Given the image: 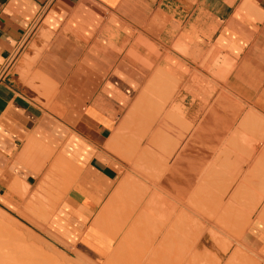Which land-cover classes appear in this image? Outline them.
<instances>
[{
    "label": "crops",
    "instance_id": "0c3cea01",
    "mask_svg": "<svg viewBox=\"0 0 264 264\" xmlns=\"http://www.w3.org/2000/svg\"><path fill=\"white\" fill-rule=\"evenodd\" d=\"M129 115L224 116V191L235 162L255 169L245 156L264 150V0H0V211L31 199L35 145L58 142L76 177L53 227L103 259L86 232L114 193L120 169L106 147ZM167 128L182 135L167 152L206 150Z\"/></svg>",
    "mask_w": 264,
    "mask_h": 264
},
{
    "label": "bare ground",
    "instance_id": "6f19581e",
    "mask_svg": "<svg viewBox=\"0 0 264 264\" xmlns=\"http://www.w3.org/2000/svg\"><path fill=\"white\" fill-rule=\"evenodd\" d=\"M138 101L135 102L137 103L136 106L139 103ZM133 108H135V105L134 107H132V109ZM133 119L131 120L130 118L131 124L133 123L132 121H134ZM162 119L163 117L159 120ZM167 119L168 118H166V120ZM135 121L136 127L138 128L139 126L142 127V125L146 123V120H142V118H136ZM160 122L161 121L158 122L156 128L150 125L151 127L148 133L144 134L143 140L145 137H148L147 141L149 139L151 142L165 140L163 143H167V138L172 135V131L169 130L167 126L163 124V122L162 124ZM120 124L122 125V123H119V125ZM121 129L122 127L119 129V134L125 133ZM134 129H136L135 126L133 130ZM126 136H128L129 139L131 138L130 140H134L136 143L138 142L136 141L135 137L128 134ZM128 138L126 140L130 142ZM222 142L223 141H221V146L223 144ZM126 144H128V142H126ZM150 144L151 143L146 142V144L143 146L142 142H138L137 145L133 147L132 150L137 154L139 153L138 157L137 155H135V153H133L137 157V165L138 163L140 164V166H137L135 168L133 166L134 169L137 168V170H134L135 172H137L138 169L140 170V172L138 171L139 178H136L137 181H135V183L132 182V187H130V185L128 186V190H126L125 188L126 195L123 193L122 195L124 196H122L121 194H117V192H114L115 194L113 193V195L112 193H110L111 196H115L117 194L120 197H117L115 199V197L117 196L116 195L115 197H112L110 201L108 199L109 202L107 201L108 204H106L105 207L108 209V206H117L118 204L119 206L121 204H123L122 206H124V209H121L122 207L118 208L117 206L119 211L117 210V208L116 210L118 211V213H116L117 211L114 210L115 207H112L114 208L113 210L112 208H109L112 210V212H114L113 214L115 216L118 215V218L122 216L123 219H125L122 223L120 222L119 230H117L118 225H114L115 232L112 235L111 241L112 244L115 243V241L118 244V247H113L114 249H116L114 250L113 254L114 264H119L122 262H127L128 264H139L142 262L139 260H141V256L146 253L144 252V250L146 251V249H148L149 255L147 259L148 262L145 264H264V256H261V254L256 250L255 240L253 239L255 233L252 231L254 229H260V231H262L261 233L264 234V227L259 226L261 224L262 226H264V194L258 196L251 195L250 193V190L253 186L264 187V150H253V152L245 156V158L247 157L249 158V160L255 158L254 160H252L254 161L253 165L255 169L252 168V164L250 163L251 168L248 171H244L243 166L247 165L245 160L242 159L241 161L243 162L239 163L235 162L237 167V177L235 176V179H233L232 182L227 185L225 191L221 195H218L216 194V191L222 190V187H220L219 189L218 183H214L211 178L215 176L214 174L216 169L219 168V166L224 162V153L221 151V149L219 150V147L213 148L215 142H209L206 150L204 149L205 151H203L202 149L189 148L187 150H183L179 155L174 151L164 152L155 150L153 146H150ZM128 146L129 145H127V147ZM127 147L123 149V145L122 149L127 152ZM116 149H118V146H116ZM111 150H113V147ZM218 150L221 151V153L219 152L220 154L215 155L216 153H218ZM155 153L157 155L153 156V154ZM125 159L127 160V158ZM130 159V163L125 160V162H128L126 163V165L130 166L131 163L136 160L135 157V160H133L132 158ZM227 159L229 160V158ZM200 161H207L209 163L202 165L199 164ZM244 162L246 163L245 165ZM240 163L243 164L240 165ZM42 165L43 163L41 164V166ZM69 173H74L73 176H75L74 171H69ZM127 174H129V172ZM188 177H190L191 179H188ZM238 178L241 179L243 185H238ZM73 180L74 177L72 178V181ZM123 180L125 181L126 178ZM125 182L124 184L126 186L128 181L126 183ZM128 184L130 183L128 182ZM51 185L53 186V184ZM118 187L115 186L116 190ZM119 192H121V190ZM63 193L64 192H62V194ZM118 198L120 199V201L122 200L121 204L120 202H118L117 204L116 200ZM113 199H115V204L111 202ZM100 209L103 210V208ZM102 210L101 213L104 212ZM26 212L27 211L25 210L24 213ZM220 212H224V222L223 220H221V222L223 223L220 222L219 217H215L216 214H219ZM30 213L27 216L31 217L32 215H30ZM104 213L107 215V211H105ZM99 215L102 218L103 215L101 216L100 212L98 216ZM27 218L28 217H26V219ZM115 218H117V216ZM96 220L98 221L100 219L98 218ZM97 224L99 225V221ZM97 224H91V227L87 230L85 238L86 241L91 243H94L96 241L95 237L96 228L98 227ZM40 227L41 224L40 226L38 225V228ZM42 229H45V227ZM196 230H198V234L195 236L192 235V233ZM26 231L29 232V230ZM40 231L43 230L40 229ZM204 235H209L214 243H223L222 240L225 244L227 243L226 246L224 245L223 250L224 255L230 253V257L228 256V260L225 259L226 261L224 260V262L219 259L212 261L206 251L201 252L198 249V243ZM230 238H232V241H235V243H228L230 242ZM61 242L62 241H60V243ZM32 245L31 248H35V244L33 246ZM144 247L145 249H143L140 255V249ZM137 248L138 252L136 251ZM129 249H131V251ZM132 250L135 252L133 253ZM91 255L95 257V254ZM113 255L111 256V259H113ZM134 255H136V257ZM138 255L140 257H138ZM79 258L82 259L81 256H79ZM116 260H118V262ZM142 260L145 259L142 258ZM85 262H87V260Z\"/></svg>",
    "mask_w": 264,
    "mask_h": 264
},
{
    "label": "rangeland",
    "instance_id": "374dc122",
    "mask_svg": "<svg viewBox=\"0 0 264 264\" xmlns=\"http://www.w3.org/2000/svg\"><path fill=\"white\" fill-rule=\"evenodd\" d=\"M25 60H27V58H24V61ZM24 61H21V62H24ZM33 91L35 93H38V96L42 99L49 100V101L52 99V97L50 95H49V97H46L44 95L43 90H41L40 88H34ZM162 117H163V119L159 120ZM182 117L183 116H124V118L121 121L122 125L120 124V126H118V128L116 129V131L114 133V136L107 143L108 146L106 147V149L109 151L108 152L109 155L113 159L116 160V162L119 165V169H120V175H119V178L117 180L116 186L117 187L121 186V187H118L117 190L115 188V191H114L115 193L117 192V194H119V195L120 194L122 195L124 193L126 195L125 192H126V190H128V188H129L128 186L130 185V187H132V184L135 183V181H137L136 178L137 179L139 178L138 175H139L140 170L138 169V171H139V172L137 171L138 173L134 171V170H137V168L134 169L135 167L140 166L139 163L137 165L138 161L136 159L139 156V153L137 154L132 150L133 147H135L138 142H140V143L142 142L143 146L146 144V142L151 143L150 146H153L155 150H160V151L165 152L167 150L168 151L172 150L173 142H176V141L182 139V135H178L177 137H169L167 147L163 143V141L151 142L150 139L147 141L148 137H145L143 140L144 134L148 133L151 126L156 128L158 122L161 121L160 123L162 124V122L165 121L166 118H168L167 119L168 121L166 120L165 122H163V124L172 130H176L177 132H181L182 134H187L185 138H186V140H190L191 145L197 147V146H201V145H204V144L212 141V142H215V145H213V148L219 147V150L221 149V151L224 153V140H222V139H224V136H219V134H222V133L224 134V116H198V119L196 121H184ZM130 118H131V120L134 118L133 119L134 121H132L133 122L132 124H131ZM136 118H142V120L145 119L146 123L143 124L142 127L139 126V128H138V127H136V124H135ZM133 125L136 128V129H134L135 131L133 130V128H134ZM121 127H122L121 130L125 133L121 132L122 134H119L120 133L119 129ZM131 127H132V129H131ZM127 134L135 137L136 141H138V142L136 143L134 140H130L131 138L129 139L128 136H126ZM122 137H123V139H122ZM113 138H115V139H113ZM127 138H128V140H130L131 143L126 140ZM140 138H142V139H140ZM120 140L121 141L123 140V141L121 142ZM124 140H126V141H124ZM116 141H117V143H116ZM221 141H223L222 146H221ZM126 142H128V144H126ZM216 142H217V144H216ZM58 145H59V143L58 142L55 143L54 141H53V143L48 141L47 144H40L38 142L35 145V152L33 154L34 166H35L34 167V170H35L34 173L36 172L38 174L35 173L34 175L37 177V179H39V184H40L39 186L40 187L37 189V191H36V193H34V195L33 194L31 195L32 196L31 199L27 198L26 200H24V202L22 203L20 208L15 209L13 212H7V213L0 211V264H114V261H113L114 255L113 254H114V250H116L114 248H115V246L118 247V244L116 243V241L113 244L111 241L112 235L115 232L114 231L115 230L114 225L115 224H116V226L118 225L117 230H119L120 222L122 223L123 220H125V219H123L122 216L121 217L119 216L122 219V221H121V219L118 218V215H116L117 218H115L116 216L113 214L114 212H112V210L114 208H112V207H115L114 210L117 211L118 208H121V207H122L121 209H124L123 208L124 206H122L123 204H121L122 200L120 201V199L118 198L116 200L117 204H118V202H120V204H121L120 206H119V204L118 205L116 204L118 206V208H117V206H114L113 204H112L113 206H110V207L108 206V209L112 208V210L111 209L108 210L105 207H106V204H108L107 203L108 199L110 201L112 199V197H115L117 194L115 196H111V198H108L105 201L106 203L104 202L102 204L103 207L102 206L100 207V208H103V210L102 209L99 210L101 216L103 215L102 218L100 217V215L99 216L96 215L95 216L96 218L94 217L95 219H93L94 220L92 222L93 224L94 223L97 224L99 221V225L97 224L98 227L96 228V237H95L96 241L94 243L86 241L88 244L91 245V247L94 248V250L96 252H98L99 256L95 255V257H100V256L104 257L100 261L96 260L95 258H89V257L83 256V255H80L76 251V249L74 248L73 242H69V240L61 232L54 229V227H53V225H54L53 221L55 219L54 213H55L56 208L58 206L59 200L63 196V194H62L63 187H64L63 182H66L67 174H69V175L71 174V173H69V171H71V172L73 171L71 169V166L68 164L67 160H65L64 157L59 152ZM123 145H124V148H123ZM127 145H129V146L127 147ZM116 146H118V149H116ZM109 147L111 149L113 147V150H111ZM126 147H127V152L125 150H123ZM219 150H218V153H216L215 155L221 153V151H219ZM40 153H42V154H40ZM133 153H135V155H137V157ZM41 155L44 157V159ZM156 155H157L156 153L153 154V156H156ZM133 156L135 157L136 160L134 159ZM48 157H50V158H48ZM129 157L132 158L133 160H135V161L132 160L133 162L131 163L130 166L126 165V163L131 162V159ZM125 158H127V160ZM125 160L128 162H125ZM134 162H136V163H134ZM42 163H43V165L41 166ZM53 163H55V164H53ZM44 165H45V167H44ZM133 166H134V168H133ZM131 170H133V171H131ZM128 172H129V174H127ZM130 172L132 175L130 174ZM232 172H234V170H232ZM63 174H65V176ZM233 174L234 173L229 175L230 178H229L228 183L235 178V175H233ZM59 175L62 177H60ZM214 175L215 176L212 177L211 180L214 183H218L219 189H220V187H222V190L216 191V194L221 195L224 192V186L226 185L224 183V181H225L224 177H226V176H224V165H223V167L217 168ZM124 177L126 178L125 181L126 182L128 181L130 184H128V182H127V184L125 186V184H124L125 181L123 180V179H125ZM134 177H135V179H134ZM56 179H57V182H56ZM188 179H191V178L188 177ZM118 181H119V183H118ZM58 182H61V183H58ZM48 183H50V184H48ZM51 184H53V186ZM49 185L52 187H50ZM125 188H126V190H125ZM120 190L122 193L119 192ZM260 193H262V192L261 191L257 192V194H260ZM24 196L26 197L25 194H24ZM122 196H124V195H122ZM22 197H23V195H22ZM117 197H120V196L117 195L115 197V199ZM115 199H113L114 202H113V200L111 201L114 204L116 203ZM110 205H111V203H110ZM22 208H23V210H22ZM116 208H117V210H116ZM25 210L27 211L26 213H24ZM101 210L104 212L107 211V215L104 212L101 213ZM118 211L116 213H118ZM29 213H30V215L33 216V217L32 216L31 217L34 219H32L30 216H27V215H29ZM25 215H26V217H28L27 219H26ZM215 217H219L220 222H221V220H223V222H224V212L223 213L220 212L219 214H216ZM98 218L100 220L97 221L96 219H98ZM29 219H30V221H29ZM104 219L108 221V224H107V221H105ZM117 219H119V220H117ZM29 222H31V223H29ZM223 222H221V223H223ZM101 223H103V224H101ZM40 224H41V227L38 228V225L40 226ZM44 227H45V229H42ZM25 229L29 230V232L26 231ZM40 229L43 231H40ZM47 233H48V235H47ZM116 234H117V232H116ZM197 234H198V230H196L192 233V235H194V236ZM37 240L40 244L37 242ZM60 241H62V242L60 243ZM229 241L230 242H228V241L227 242L230 244L232 242L235 243V241H232V238H230ZM222 242L223 243H218V244L214 243L209 235H206V236L204 235L198 243V249L201 252L206 251L209 254V257H210V259H212V261L219 259V260H222L224 262L225 259L228 260V258L230 257V253H228L227 255H224L223 249H224V245L226 246L227 243L225 244L223 240H222ZM30 243H32V244L34 243L35 248L32 249L31 248L32 244H30ZM62 243L66 246H64ZM28 244H30V245H28ZM141 245H143V244H141ZM25 247H27L28 249ZM255 247H256L257 252H259L261 254V256H264V252H262V250H264V241H261V240L256 241ZM138 248L136 250L137 252H138ZM147 248H148V246H147ZM143 249H145V247L140 249V252H139L140 255H141V252L143 251ZM129 250L131 251V249H129ZM133 250H132V252L134 253L135 251H133ZM144 252H146V253H144V255L141 257L145 260H142V258H141V260H139V261H142V262L139 264H145L148 262V260H147L148 255H149L148 249H146V251L144 250ZM147 252H148V254H147ZM112 255H113V259H111ZM76 256H77V258H76ZM79 256H81L82 259H80ZM134 256L136 257V255H134ZM138 257H140V256L138 255ZM86 260H87V262H85ZM116 261L118 262V260H116ZM136 261H137V259H136ZM119 264H128V263L122 262Z\"/></svg>",
    "mask_w": 264,
    "mask_h": 264
}]
</instances>
